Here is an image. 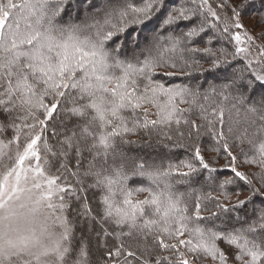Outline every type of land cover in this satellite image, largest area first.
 Masks as SVG:
<instances>
[{
	"label": "snow or ice",
	"instance_id": "obj_1",
	"mask_svg": "<svg viewBox=\"0 0 264 264\" xmlns=\"http://www.w3.org/2000/svg\"><path fill=\"white\" fill-rule=\"evenodd\" d=\"M78 2L84 5L86 14L82 23H64L58 19L65 12L68 0H0V134L9 129L13 133L6 141L0 139V264H92L87 242L82 239L78 246L73 243V225L67 215L71 197L80 203L79 215L89 225L99 224L103 236H114L118 241L117 246L107 251L103 264H134L142 257V264H195L203 258H210L214 264H264V211L240 228H209L198 223L205 219L200 215L199 202L195 205L197 222H194L182 195L173 190L168 179L173 174L171 166L153 168L140 161L131 171L126 168L119 145L132 143L126 137L135 133V127L173 124L179 127L183 123L189 126V138L194 133L199 136L203 128L184 116L190 109L179 107L186 103L194 105L198 91L167 88L151 78L155 68L162 66L160 56L175 52L179 40L165 48L159 44L161 37L156 36L153 48L147 50L143 59L137 57L136 63L120 59L124 46L121 38L128 39L124 34L129 26L146 25L165 6V0H144L139 7L128 0ZM208 4L209 0H199L201 15ZM260 4L264 8V0ZM253 6L254 0L230 5V14L224 21L222 34L227 33L236 43L231 54L233 60L240 53L247 59L249 48L241 47L243 44L256 45L264 58V47L257 45V40L264 41V33L254 37L245 31L242 37L239 31L245 27L243 12ZM208 13L219 20L211 7ZM195 15V9L174 7L161 27L190 20ZM231 28L237 31L232 33ZM204 31L201 23L185 36L192 38ZM136 42L134 39L133 43ZM208 43L211 44V38ZM203 52L215 56L210 47ZM221 54L222 60L218 57L212 60L213 70L227 68L231 63L223 49ZM247 65L251 68L252 60L247 59ZM243 72L226 77L220 85L223 99L235 101L231 105L235 119L230 117L227 134L223 107L212 109L203 118L208 123L207 131L218 144L224 141L222 147L231 158L226 167L234 176L222 180L220 188L235 183L238 178L251 187V199L264 197V97L253 102L250 95L257 86L264 87V74L253 70L245 77ZM68 103L71 107H66ZM148 105L156 109V119H148ZM141 108L145 109L143 122L136 120L130 128L124 113L135 114ZM58 109L73 124L57 145H50L44 133L53 114H59ZM179 135L183 137L184 132L180 131ZM229 135L238 146L248 145L247 152L242 149L244 162L260 169V187L253 186L248 175L235 166L237 157L230 150ZM70 156L75 158L76 170L72 172L75 184L62 180L51 170L68 171ZM194 157L198 165L182 162L187 171L175 170L186 178L180 182H198L201 170H207L209 179H215L211 173L216 169L204 160L198 147ZM86 158L90 159L85 169ZM81 169H84L82 175ZM131 176L146 178L159 190L137 189L148 191L149 196L134 201L133 192L127 188ZM84 178H90L87 186ZM89 189L101 193L98 212L88 201ZM245 203L238 201L232 210ZM216 206L222 214L230 211L222 203L217 202ZM105 224L114 226L113 231ZM185 236L187 239L182 238ZM219 240L235 249L234 261L220 249ZM130 241L143 244L140 255ZM165 251L170 255H163Z\"/></svg>",
	"mask_w": 264,
	"mask_h": 264
},
{
	"label": "trees",
	"instance_id": "obj_2",
	"mask_svg": "<svg viewBox=\"0 0 264 264\" xmlns=\"http://www.w3.org/2000/svg\"><path fill=\"white\" fill-rule=\"evenodd\" d=\"M185 1L186 3L184 5L179 4L178 6L195 9L197 11V15L193 16L190 20L186 21L187 23L185 22L183 25L180 26V28H186V31L184 33H181L179 32L180 30H177L179 28L180 21L176 24L166 26V30L164 32L162 31L163 34L161 32L160 35L165 41L159 42V44L163 45L165 48L171 47L172 41L179 40L180 43L177 46V50L175 52H164L160 56V62L162 66L155 68V70L151 73V78L153 81L159 82L167 88L180 87L188 88L193 91L199 92V97L194 105H190L187 103L179 105L181 109H190V111H186L184 113V116L186 118H188L189 120H195L197 124L203 125L199 136H196L195 133L193 134L195 139L198 140V144H189L191 150L190 154L181 150L182 145L186 144L187 140L192 139V137H188L189 126L181 123L179 127L175 124L171 125V127H168L166 125H149L147 128L135 127V133H128L126 137L128 140L132 141V143L124 144L131 146V148L124 147L122 144L119 145V148L124 155V162L128 171H131L133 169V167L135 166V161L137 160H141L144 163L146 162V166H150L153 168L168 169L171 166L173 169V174L168 179L172 184L173 190L182 195L183 201L188 207L189 214L193 215L194 222H197L195 221L194 217L195 205L197 202H199L200 215L205 218L203 220L198 221V223H200L201 225L218 230H230L233 228H240L242 226H246L247 223H251L253 220L257 219L258 214L261 211H264V198L260 196L261 199L259 201V205L262 204V207L256 208V205L258 204L254 197L249 199L251 187L244 181H240L238 178L235 179V183L227 185L224 189L220 188V182L222 180L234 176L230 169L226 167L231 163V158L227 156V153L222 147L224 141H220V143L218 144L216 140L211 136V134L207 131L208 123L207 120L203 118V116H207L209 113H211L212 109L214 108L219 109L220 107H223L225 109L224 129L227 134V128L229 126V123L231 122L230 117L231 119H235V109H231V105L235 103V101H233L231 98L229 100H224L223 97L219 94L221 83H216L213 85V88L216 89L215 92H209L201 91L202 86L197 82L199 80H204V78L210 76V73L212 71L213 59L218 57L222 60L224 58L219 48L213 47L208 44V40L210 38L209 36H211L209 32L211 30L214 34V38L212 39L214 40L215 44L223 47L220 49L224 50V52L228 56L229 61H231L228 67L225 68L227 72H230L231 70V72L240 71L241 69H243L244 71H250L251 73L253 71L252 69L254 68L257 72L264 74V63H257V61L264 60V58L260 57L256 45L249 46L248 44H243L241 45V47L249 48V54L247 59L252 60L251 68H248L247 59H245L244 53H240L235 60L232 59L231 54L236 49V43L234 40L231 39V37L227 33L222 34V29L226 17L230 14L229 6L233 5L234 2L235 4L239 3L240 0H209L210 3L204 6L202 15L200 14L199 0H195V2L194 0ZM143 2L144 1L138 3L139 5L137 7L142 6ZM175 2L177 1L175 0ZM128 3L133 4L130 0L128 1ZM71 4H73L72 1L67 4V7L69 6L70 8ZM217 6L222 8L221 13L219 12ZM209 7H211L216 12L217 16L219 17L218 21L208 13ZM172 9L173 7L170 8V6L165 9L162 20H164L166 14ZM244 18L247 20L253 19L256 22L255 27L260 26L264 28V8L261 7L260 0H254V6L247 8L243 12L242 23L245 27L244 29L239 30L242 37L245 31H247L250 35L254 37H259L262 32H260L259 34H255L254 30L256 28H251L250 26H248L245 23ZM58 19L62 20L64 23L69 22V19H66V17H64V13ZM201 19H205L206 21ZM84 20L85 17L82 20H76V23H82ZM211 21H216V28L213 27L214 24H211ZM201 23L204 24V28L206 29L205 32H207L208 35L205 32H202L198 36L192 38H188L187 36H185V33L190 30L193 25L194 27H198ZM145 26L149 31L156 29V24L153 26H149V24L147 23ZM172 26L174 28L173 32L175 31V34L179 37H174L171 31L169 32L170 35H168L167 37L168 31L173 29ZM132 27L133 24L129 26L126 33L124 34V36L130 34V39H133L136 34V32L132 30ZM141 28L139 30H141ZM217 28H219V31L217 30ZM236 31L237 30L235 28L230 29V32L232 33H235ZM154 42L155 38L152 39L150 44H146L145 49L142 50L141 53H131L130 49L128 47H125L124 55L121 54L120 59L125 60L127 62L136 63V58L139 57L140 59H143V56L147 55V50L149 48H153ZM257 45L264 47V41L257 40ZM156 47L158 48L159 45H157ZM206 47L212 48L213 52L215 53V56L205 54L203 52V49ZM191 48H196L199 51H189L188 49ZM135 53L139 54V56H136ZM156 55L157 52L154 50L153 56ZM173 64L175 65V67L172 66ZM234 64L236 68L233 69ZM216 72L218 73L219 69L216 70ZM212 78L216 79L215 76H213ZM257 87L255 88V90L257 89ZM256 91L258 92V94H261L260 96L264 97V87L258 88ZM205 97H207V99H205ZM186 99L190 100L191 97H186ZM258 101L259 100L253 102ZM66 107H71V104H66ZM146 107L148 119H156V109L152 108L151 105H148ZM144 112L145 109L141 108L137 109L135 114H133L131 111H126L124 113V116L127 119L130 128L134 127V121L136 120L141 121V123L143 122ZM58 113L59 114L54 113V118L48 121V128L44 133L50 145H57L59 141V134L61 133L59 132L60 130L57 129L61 128V126H59V121L60 125H64L65 123L67 124L68 128L71 127L73 124V121L67 119L66 113L60 111L59 109ZM209 118L211 119L212 117L209 116ZM63 119L64 121H62ZM37 130H39V128ZM180 131L184 132L183 137L179 135ZM53 132L56 133L55 136L53 135ZM12 135L13 133L11 129H9L5 133L0 134V139H4L6 141L7 139L11 138ZM168 136H171V139H168ZM24 138L25 137L22 134L21 140L23 141ZM157 141H160L162 145L166 144L167 146H155L156 148L158 147V150L156 152H153V154H150L145 151L149 150L151 147H154V144L152 142ZM228 143L232 154L237 157L235 164L237 169L248 175L249 179L253 181V186L260 187V169L255 165L246 164L244 162L245 155L243 154V152L248 151V145L245 144L242 146H238L237 142L234 141V138L231 135H229ZM169 145L175 146L172 147ZM196 147L200 149V153L203 156L204 160L208 162L212 168L216 169V171L211 173L214 174L215 179H207L206 175L209 174L208 171L201 170L199 173L198 182H180L186 178L177 175L175 170L179 169V171L181 172L187 171V169L183 168L182 162H191L198 165V161H196L194 157V150ZM85 155L87 157V154ZM73 158L74 157L71 156L69 157L70 163L73 161ZM248 158L251 157L249 156ZM86 159L89 160L90 158ZM69 167H71V165H69ZM51 170L54 174L60 175L62 180H66L67 182L73 184V181L75 179L70 180L69 173H67V171L61 170L60 172H56L55 168H52ZM82 173L83 170H81V175ZM84 179L85 186H87L88 178ZM160 187H163V185H161ZM127 188L133 192L132 199L134 201H141L149 196L148 191H137V189L151 188L153 191L159 190V188H157L155 184H152L149 180L140 176H131L127 181ZM95 191L96 192H94L92 189H89L87 192V196L89 203H91V206L98 212L100 207L99 200L101 193L98 190ZM225 194L228 197L227 199H225ZM241 200L246 201L245 205L241 208L232 210V206L236 205L237 202ZM253 200L255 201V203H253ZM217 202L229 207L230 211L227 214H222L221 210L218 209L216 206ZM70 203L71 207L68 210V214H71L72 212L78 213L80 209V203L75 200V197L70 198ZM234 211L239 214L238 216L242 219L243 223H231L233 217L230 214ZM214 212L221 214L213 216L212 213ZM77 219L78 217L74 219L71 223L73 225V241L75 242L74 245L76 246L77 234L81 232L80 230H83L84 228V226L83 228H81ZM105 227L110 232L113 231L114 228V226L110 224H105ZM96 236V242H91V244L89 245L90 259L92 261V264H103V261L106 258L107 251L109 250V248L117 246L118 241H115L113 239H106L108 236L105 237L101 233H99V235L96 234ZM182 238L187 239V236ZM121 239L126 241L129 240L128 237H121ZM130 242L134 243L133 245H135L136 243L135 241ZM149 243L151 242L149 241ZM217 244L221 250L229 254L230 260L234 261L233 254L235 253V249L233 247H230L224 240L217 241ZM134 249L135 251L138 250L140 252H143V244L138 248L133 247V250ZM181 251H184V249H181ZM163 255H170V253L165 251ZM203 259L209 260L208 262H213L210 258ZM200 262L205 263L206 261H202V259H197L195 264H201ZM134 264H138V262L134 261ZM234 264H239V262H234Z\"/></svg>",
	"mask_w": 264,
	"mask_h": 264
},
{
	"label": "rangeland",
	"instance_id": "obj_3",
	"mask_svg": "<svg viewBox=\"0 0 264 264\" xmlns=\"http://www.w3.org/2000/svg\"><path fill=\"white\" fill-rule=\"evenodd\" d=\"M73 2V4H74V7H75V11H73L72 10V8L70 7L69 8V6L68 7H66V9H65V12H64V17H66V19H69V21H72V22H75L76 23V20H82L84 17H85V12H84V5L82 4V3H80V2H78L77 0H68V3L69 2ZM129 1V0H128ZM132 3H133V5H135V6H138L139 4L138 3H140L141 1H144V0H130ZM177 2H175V0H165V6L161 9V11H159V12H157L156 13V15L153 17V19L150 21V22H148V24H151L153 21H154V23L156 24V29L155 30H151V31H148V32H143L144 33V35L146 36L145 38L146 39H144V41H142L141 43H139V40H138V38H139V33L141 32V30H139L142 26L143 27H146L145 25H135V24H133V27H134V29H133V27H132V30L133 31H135L136 32V34H135V37L132 39H130V37H129V35H127V37H128V39L127 40H123V38L121 39V43L124 45L122 48H121V54H123L124 55V49H125V47H128L129 49H130V51H131V53L132 52H136V53H141L142 52V50H144L145 49V46H146V44L148 43V44H150V42L152 41V39H154V38H156V36H159V37H161V32L163 31H165L166 30V26H164V27H161V25H162V22H163V20H162V17H163V15H164V12H165V9L168 7V6H170V8H174V7H179L178 5L179 4H181V5H184L185 3H186V1L185 0H176ZM238 1V0H237ZM67 3V4H68ZM172 3H175V4H172ZM209 3H210V1H209ZM233 4H235V2L233 3ZM230 7V6H229ZM217 8H218V10H219V12L221 13V9L222 8H220V7H218L217 6ZM169 11V10H168ZM226 11H228V10H226ZM79 14V15H78ZM220 15V14H219ZM245 18H247V17H245ZM244 18V20H245V23L248 25V26H250L251 28H256L254 31H255V34H259L260 32H262V33H264V28L263 27H255L256 26V22L253 20V19H250V20H247V19H245ZM201 20H204V21H206L205 19H201ZM84 22V21H83ZM186 21H184V20H181L180 21V24H179V28L177 29V30H180L179 32H181V33H184L185 31H186V28H180V26L181 25H183L184 23H185ZM187 23V22H186ZM211 24H214V25H216V21H211ZM140 26V27H139ZM196 26V25H195ZM217 26V25H216ZM142 27V28H143ZM192 27H194V25L192 26ZM172 28H173V26H172ZM172 28H170V29H172ZM173 30H174V28L172 29V30H169L168 31V33H167V37H168V35H170V31L172 32V34H173V36L174 37H179V36H177L176 34H175V31L173 32ZM206 30V29H205ZM163 32H162V34H163ZM205 32V31H204ZM209 32V31H208ZM207 35H208V33L207 32H205ZM210 34H211V36H209L211 39L212 38H214V34L212 33V30L209 32ZM134 39H136V43H133V40ZM169 40V39H168ZM163 41H165L162 37H161V40L159 41V42H163ZM209 44V43H208ZM209 45H211V46H213V47H216V48H219V50H221L220 48H223L222 46H219V45H217V44H215V42H214V40L212 39L211 40V44H209ZM135 53V55L136 56H139V54H136ZM133 56H134V53H133ZM235 63V62H234ZM239 67V66H238ZM234 68H236V66H235V64L233 65V69ZM216 70H218V69H215V70H213L212 69V71H211V73H210V76L209 77H206V78H204V80H199L197 83L198 84H200L201 86H202V90L201 91H212L211 89L213 88V85L214 84H216V83H224L225 82V79H226V77H230V76H232V75H234V74H239L240 73V71L241 70H243V69H241L240 71H233V72H227L226 70H225V67H223V66H221L220 68H219V72L217 73L216 72ZM252 70H255L254 68L252 69ZM256 71V70H255ZM257 72V71H256ZM243 74H244V76L245 77H248L251 73H250V71L248 72V71H244L243 72ZM213 76H215L216 77V79H214V78H212ZM210 79V80H209ZM254 79V78H253ZM256 90H254L253 92H251L250 93V95H251V98H252V101H256V100H260V98L262 97V96H260L261 94H258V92L256 91ZM152 108H154V107H152ZM155 109V108H154ZM62 121H64V119L62 120ZM59 126H61V128H57V129H59L60 131L59 132H61L60 134H59V140H61L62 138H63V136L66 134V130H67V124H65L64 123V125H60V121H59ZM153 144H154V147H151L149 150H145V151H147L148 153H150V154H153V152H156L157 150H158V147H162V146H167L166 144H161L160 143V141H157V142H152ZM198 144V140H196L195 139V137L194 136H192V139H190V140H187V142H186V144H184V145H182V148H181V150L182 151H185V152H187V153H191V150H190V145L189 144ZM124 147H130L131 148V146H128V145H124V144H122ZM155 146H158L157 148L155 147ZM164 146V147H165ZM169 146H172V145H169ZM175 146V145H174ZM174 146H172V147H174ZM144 149V148H143ZM177 149H179V148H177ZM141 151H143V150H141ZM141 160H137V161H135V165L137 164V163H139ZM88 162H89V160H87V159H85L84 161H83V164H84V168L86 169L87 168V166H88ZM146 163V162H145ZM68 165H71V167H69V170L67 171V173H69V178H70V180H72V179H75L74 181H73V184L74 183H76V177L75 176H73L72 175V172H74L75 170H76V167H75V158H73V161L70 163V161H69V159H68ZM81 170H83L84 171V169H81ZM64 171V170H63ZM211 176L212 177H215L214 176V174H211ZM206 178L208 179L209 178V174H207L206 175ZM90 178H88V180H89ZM70 180H68V181H70ZM94 192H96L95 190L96 189H92ZM262 198H264V197H262ZM254 199L257 201V204L258 205H256V208L257 207H259V208H261L262 207V204H260L259 205V201H260V199H261V197L260 196H255L254 197ZM253 203H255V201L253 200ZM90 205H91V203H90ZM240 210V209H239ZM67 215H68V219H69V221L72 223V221L74 220V219H76L77 217H78V222H79V224H80V226H81V228H83V226H84V228H83V230H80L81 232H79L78 234H77V237H76V242H77V246L79 245V243H80V241L83 239L85 242H87V244L88 245H90L91 244V242H96V239H97V236H96V234L97 233H101V234H103V229L100 227V225L99 224H97V223H95V222H92V224L91 225H89V222L86 220V219H84L82 216H80L79 215V212L78 213H75V212H72L71 214H68L67 213ZM230 215H232V220H231V223L233 222L234 224H241V223H243V221H242V219L238 216L239 214H237V212H232ZM98 218V217H97ZM99 219V218H98ZM75 231V230H74ZM106 239H113V240H115L116 241V238L114 237V236H108ZM73 243L75 244V242L73 241ZM99 243H100V240H99ZM131 243V242H130ZM132 244V246L133 247H135V248H138V247H140L142 244H140L139 246L135 243V245H133L134 243H131ZM135 250V249H134ZM142 252H140V251H138L137 250V254L138 255H140ZM143 258L144 257H142V259H141V261L140 262H138V264H142V262H143ZM151 259V258H150ZM202 261H206L205 263H202V262H200L201 264H214V262H208L209 260H206V259H202ZM98 264H100V263H98ZM216 264H218V263H216Z\"/></svg>",
	"mask_w": 264,
	"mask_h": 264
},
{
	"label": "bare ground",
	"instance_id": "obj_4",
	"mask_svg": "<svg viewBox=\"0 0 264 264\" xmlns=\"http://www.w3.org/2000/svg\"><path fill=\"white\" fill-rule=\"evenodd\" d=\"M77 1H78V0H77ZM70 7L72 8L73 11H75L74 4H71ZM153 25H155L154 21H153L151 24H149V26H153ZM148 31H149V30H147L146 27L141 28V32L139 33V38H138L139 43H141V42L145 39V37H146V36L144 35L143 32H148ZM258 88H261V87L258 86L257 89H258ZM257 89H256V90H257Z\"/></svg>",
	"mask_w": 264,
	"mask_h": 264
}]
</instances>
